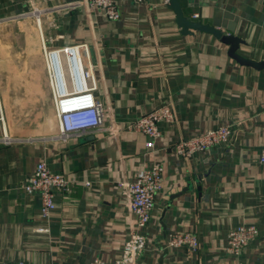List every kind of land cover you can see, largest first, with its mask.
Returning <instances> with one entry per match:
<instances>
[{
	"label": "crops",
	"instance_id": "crops-1",
	"mask_svg": "<svg viewBox=\"0 0 264 264\" xmlns=\"http://www.w3.org/2000/svg\"><path fill=\"white\" fill-rule=\"evenodd\" d=\"M68 1L0 0V107L11 138L0 142V263L118 258L135 220L122 183L137 165L159 160L163 182L134 264H264V67L240 64L210 33H182L169 0H113L116 20L59 7ZM179 1L185 16L203 23L218 3L229 4L244 40L238 53L264 60V0ZM82 43L103 119L63 141L43 46ZM59 60L70 90L65 57ZM164 105L173 119L158 124L160 136L147 148V136L126 126ZM219 126L230 128L225 143L189 157L174 151L176 142ZM40 161L71 183L67 192L54 190L48 217L40 194L22 188ZM241 224L258 234L234 256L226 237ZM175 232L194 234L199 246H169Z\"/></svg>",
	"mask_w": 264,
	"mask_h": 264
},
{
	"label": "built area",
	"instance_id": "built-area-1",
	"mask_svg": "<svg viewBox=\"0 0 264 264\" xmlns=\"http://www.w3.org/2000/svg\"><path fill=\"white\" fill-rule=\"evenodd\" d=\"M36 1L39 0H29V3L34 4ZM59 7H82L86 10H96L109 20H116L120 17V12L113 0H72L59 5ZM34 12L38 13L39 11L35 10ZM192 16L198 17V14L194 13ZM43 50L58 122L56 138L67 141L72 135L79 136L86 130L100 128L103 119V104L97 101L94 96L96 83L87 44H76L57 50H46L43 46ZM59 54L65 57L71 83L70 90H68L61 71ZM172 119V110L169 106L164 105L141 116L126 127L146 135L148 139L145 145L147 148H151L155 139L160 136L158 124L161 121H171ZM0 126H2L0 142L7 144L11 138L3 127L1 107ZM104 129L112 131L113 126L109 125ZM229 135V126H219L198 136L180 140L173 145V149L178 155L189 157L195 152H206L214 145L225 143ZM258 161L264 163V146L259 152ZM163 171L164 167L159 160L141 163L134 169L133 179L122 183L128 191V209L134 215V227L128 233L118 258L111 261L93 258L88 264H134L136 262L139 252L145 248V235L142 230L150 219L155 194L163 182ZM70 184L62 174L51 171L45 162L40 161L22 188L27 193L38 192L40 194L41 213L44 217H48L55 207L54 190L67 192L70 189ZM257 234L258 229L250 224H241L232 228L226 237V252L234 256L239 255ZM167 244L195 250L199 246V240L192 233L175 232L168 234ZM0 264L26 263L4 261Z\"/></svg>",
	"mask_w": 264,
	"mask_h": 264
},
{
	"label": "water",
	"instance_id": "water-1",
	"mask_svg": "<svg viewBox=\"0 0 264 264\" xmlns=\"http://www.w3.org/2000/svg\"><path fill=\"white\" fill-rule=\"evenodd\" d=\"M170 8L175 12L176 22L181 27L182 33L188 34L192 31H203L210 33L227 45V54L240 64L249 65L254 68L264 67V60L256 61L246 58L238 53L240 44L244 43L241 37L236 35L237 16L233 14L229 4L218 3L213 9L210 22L203 23L193 20L183 14L179 0H169Z\"/></svg>",
	"mask_w": 264,
	"mask_h": 264
}]
</instances>
